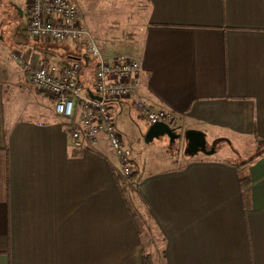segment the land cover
I'll list each match as a JSON object with an SVG mask.
<instances>
[{
    "label": "crops",
    "instance_id": "crops-1",
    "mask_svg": "<svg viewBox=\"0 0 264 264\" xmlns=\"http://www.w3.org/2000/svg\"><path fill=\"white\" fill-rule=\"evenodd\" d=\"M144 3L137 98L176 117L183 148L188 133L203 148L143 174L130 158L136 199L165 239L164 264H264V156L244 167L242 189L236 165L255 154L232 162L205 145L215 152L240 139L256 148L253 136L264 139V0ZM26 9V0H0V264H143L144 230L121 195L116 158L104 139L71 147L52 102L11 58L5 20L25 62L88 66L90 58L25 42ZM133 101H112L111 112L143 133L149 125Z\"/></svg>",
    "mask_w": 264,
    "mask_h": 264
},
{
    "label": "built area",
    "instance_id": "built-area-1",
    "mask_svg": "<svg viewBox=\"0 0 264 264\" xmlns=\"http://www.w3.org/2000/svg\"><path fill=\"white\" fill-rule=\"evenodd\" d=\"M26 35L33 41L57 44H82L84 54L94 59V76L90 87L80 82L81 61L64 66L25 62L19 53L11 58L22 70L25 80L53 103L54 114L65 120L66 132L74 150L93 149L101 139L117 160L115 169L128 189L136 183L131 179V152L116 129L110 102L134 99L133 106L147 125L162 123L171 129L176 117L162 109H153L137 98L140 65L137 58L124 53L103 54L86 27L78 0H26ZM98 96L97 101L88 93Z\"/></svg>",
    "mask_w": 264,
    "mask_h": 264
},
{
    "label": "rangeland",
    "instance_id": "rangeland-1",
    "mask_svg": "<svg viewBox=\"0 0 264 264\" xmlns=\"http://www.w3.org/2000/svg\"><path fill=\"white\" fill-rule=\"evenodd\" d=\"M78 1H80V4L83 6V10L85 12V17H83L85 18L87 27L95 38L99 50L103 54L113 55L124 53L135 58L139 56L142 47L144 20L148 12V8L144 3L145 0ZM4 29L5 30H2L4 33V44L9 49L16 51L17 49H14L15 47H13V41L11 39V33L14 31V21L5 20ZM23 39L25 42L26 40L29 41V43L34 42L28 37L26 39L25 36H23ZM43 42H47L52 50L61 52L60 55H65V53H67L68 55L71 54L70 56H77L78 58L80 55L85 56L83 49L84 45L82 44H57L49 41ZM16 52L19 53L18 51ZM68 55H65V58ZM94 61L95 60L91 58L89 59L88 66H85L84 64L81 66V81L82 83L84 82L87 84L84 87L85 89L90 87L91 80L94 76ZM49 62L46 64L54 65L52 62L56 63V61ZM15 68L16 71L19 70V67L16 64ZM27 106L32 105L29 103ZM114 119L116 129L122 135L125 144L131 152V158L135 161L136 165L139 166L141 174L160 169L164 166L163 164L165 162L170 161L171 157L173 161H178L181 160V158H184L183 160L186 162L193 157L191 155L197 154L196 151H192V149L188 146V142L187 144H184L185 148H183L184 141L181 143L180 139L171 143L168 137L161 136L150 142H146L145 136L150 126H147L144 130H142L143 133H140L136 127L125 120V114L115 115ZM61 121L63 123H67L63 119H61ZM206 143V151L208 152L206 153L207 155L215 157L217 154L216 152L223 150L225 155L223 158L232 162H241L256 153V148H253V144L250 140L234 139L233 143L230 141H220L217 143L215 152H212L213 147L209 145V141ZM181 148L183 149L181 150ZM201 154L202 153H199V155ZM136 189L137 186L130 189L131 204L140 217L139 223L144 230V244L148 253L153 255L156 259L154 263L162 264L160 254L162 240L155 226H153V224L149 221L145 206L142 202L136 199Z\"/></svg>",
    "mask_w": 264,
    "mask_h": 264
},
{
    "label": "trees",
    "instance_id": "trees-1",
    "mask_svg": "<svg viewBox=\"0 0 264 264\" xmlns=\"http://www.w3.org/2000/svg\"><path fill=\"white\" fill-rule=\"evenodd\" d=\"M253 141H254V143L257 146L256 147V153H255L254 157L250 158L249 160H247L245 162H242V163L236 165V167L239 170L240 169L242 170L241 172H239V183H240L242 189L246 188L248 186V184H249V178H248V176L245 174V172L243 170L244 167H246L249 164H251L255 159L264 156V139H260V138H258V137H256L254 135L253 136ZM118 178H116V179H118ZM131 179H132V177H131ZM117 181H119V179ZM119 182L120 183H118V184H119V189H120L121 195H122L123 198H127L128 199L127 203H129V207H128L129 211L131 212L132 217L137 220V213L133 209L132 204L130 202L131 190L128 189L126 186H124L123 182H121V181H119ZM147 217H149L148 213H147ZM138 230H139V232H141V227H139ZM160 238L162 240L161 241L162 249L160 251L161 261H162V264H164V243H165V239L163 238L162 235H160ZM142 262H143V264H155L154 260H153V257L151 255L145 253V251H143Z\"/></svg>",
    "mask_w": 264,
    "mask_h": 264
},
{
    "label": "water",
    "instance_id": "water-1",
    "mask_svg": "<svg viewBox=\"0 0 264 264\" xmlns=\"http://www.w3.org/2000/svg\"><path fill=\"white\" fill-rule=\"evenodd\" d=\"M88 95H89L90 98H92L94 100H97V101H100L101 100L98 96L92 94L91 92H89ZM161 136L168 137L169 138V141L171 143L175 142V140H177L178 137H179L175 133V130L174 129L169 128L165 124L158 123V124H155V125H151L150 126L149 130L146 133L145 140H146V142H150L153 139L158 138V137H161ZM185 137H186V140L188 142V146L190 148H191L193 142H195V143H198L197 148L199 150L203 151V148H202V139L201 138H198L194 133H188Z\"/></svg>",
    "mask_w": 264,
    "mask_h": 264
},
{
    "label": "flooded vegetation",
    "instance_id": "flooded-vegetation-1",
    "mask_svg": "<svg viewBox=\"0 0 264 264\" xmlns=\"http://www.w3.org/2000/svg\"><path fill=\"white\" fill-rule=\"evenodd\" d=\"M197 145H198V143L193 142V144H192V146H191V147H192L191 149H192V150H193V149H197Z\"/></svg>",
    "mask_w": 264,
    "mask_h": 264
},
{
    "label": "bare ground",
    "instance_id": "bare-ground-1",
    "mask_svg": "<svg viewBox=\"0 0 264 264\" xmlns=\"http://www.w3.org/2000/svg\"><path fill=\"white\" fill-rule=\"evenodd\" d=\"M85 21V20H84ZM85 25H86V22H85ZM86 27H87V25H86ZM88 28V27H87ZM89 29V28H88ZM65 44V43H64Z\"/></svg>",
    "mask_w": 264,
    "mask_h": 264
}]
</instances>
